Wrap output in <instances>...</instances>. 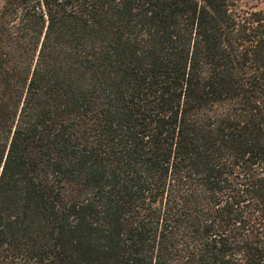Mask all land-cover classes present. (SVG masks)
Listing matches in <instances>:
<instances>
[{"label": "trees", "instance_id": "trees-1", "mask_svg": "<svg viewBox=\"0 0 264 264\" xmlns=\"http://www.w3.org/2000/svg\"><path fill=\"white\" fill-rule=\"evenodd\" d=\"M2 0L0 264H264V0Z\"/></svg>", "mask_w": 264, "mask_h": 264}, {"label": "rangeland", "instance_id": "rangeland-1", "mask_svg": "<svg viewBox=\"0 0 264 264\" xmlns=\"http://www.w3.org/2000/svg\"><path fill=\"white\" fill-rule=\"evenodd\" d=\"M261 2V0H242L240 2V6L242 7H249V6H252V5H256V4H259ZM2 4V0H0V6Z\"/></svg>", "mask_w": 264, "mask_h": 264}]
</instances>
